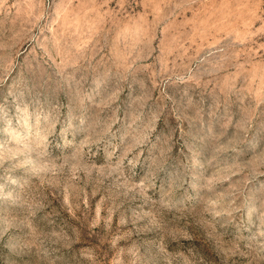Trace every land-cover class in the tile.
<instances>
[{
  "label": "rangeland",
  "instance_id": "rangeland-1",
  "mask_svg": "<svg viewBox=\"0 0 264 264\" xmlns=\"http://www.w3.org/2000/svg\"><path fill=\"white\" fill-rule=\"evenodd\" d=\"M0 264H264V0H0Z\"/></svg>",
  "mask_w": 264,
  "mask_h": 264
}]
</instances>
